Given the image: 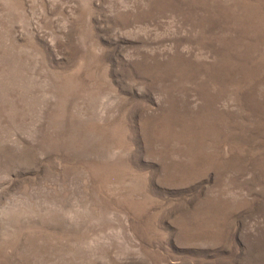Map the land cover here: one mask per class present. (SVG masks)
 <instances>
[{"label": "rangeland", "instance_id": "rangeland-1", "mask_svg": "<svg viewBox=\"0 0 264 264\" xmlns=\"http://www.w3.org/2000/svg\"><path fill=\"white\" fill-rule=\"evenodd\" d=\"M0 264H264V0H0Z\"/></svg>", "mask_w": 264, "mask_h": 264}]
</instances>
